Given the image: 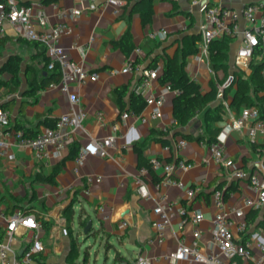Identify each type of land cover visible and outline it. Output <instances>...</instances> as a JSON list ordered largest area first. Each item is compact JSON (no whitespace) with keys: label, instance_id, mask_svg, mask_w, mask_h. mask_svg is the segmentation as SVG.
<instances>
[{"label":"crops","instance_id":"0c3cea01","mask_svg":"<svg viewBox=\"0 0 264 264\" xmlns=\"http://www.w3.org/2000/svg\"><path fill=\"white\" fill-rule=\"evenodd\" d=\"M34 1L37 0H20L23 4ZM138 1L141 0H127V4L118 11L113 4L105 0H96L94 9L90 7L91 0L58 1L60 8L82 10L78 18L70 21V30L61 37L59 44L70 59L89 71L99 73L96 81L73 83L67 91L61 85L52 86L53 82H47L35 95L26 94L29 88L28 79L33 76V73H27L29 65L34 72H38L34 76L38 80L41 77V83L53 74L45 66L48 55L43 49V44L18 36L11 26H8L6 34L0 37V67L11 55L16 54L22 58L20 85L16 91L10 88L12 74L8 71L0 73V80L3 81L0 84V105L5 104L11 111L13 127H16L18 121L28 129L29 135L44 130L69 112L72 106L71 94L77 95L78 107L83 108L86 113L81 126L72 130L68 145L62 153L55 154L54 148L49 147V157L42 160L34 150L11 142L7 153L13 157L7 156L0 160V208L8 213L19 208H32L38 219L43 220L40 236L47 247L43 253L47 264H77L71 258V254H76L72 252V239H78L79 234H83L81 221L88 222L90 219L93 220L96 236H100L102 241L106 240L107 249L114 247L111 243L114 240L127 250L128 255H125L116 248L115 256L119 253L124 258L123 261L130 263L138 255H144L150 258L151 264H169L156 258L176 249L181 240L190 243L193 239L192 224L180 226L182 217L177 213V209L182 205L204 213V220L199 227L202 234L201 244L208 249L212 221L218 212L213 198L216 189L224 190L227 206L237 209V212L231 214L236 236L253 238L255 251L258 240H264V225H259L264 220V205L251 208L245 203L246 197L254 199L257 196L249 178H237L231 168L216 164L209 148L197 140L188 139L187 145L176 153L174 150H167V145L155 139L154 130L170 129L171 145L168 146H173L180 138H185V134H195L203 124L201 116L198 115L187 125L173 128V100L176 96L174 92L165 94L159 118L150 119L151 107L146 105L141 112H136L142 114V117L131 115L117 131L113 130L112 125L118 122L121 112L129 107L127 103L126 108L121 110L115 100L114 89L128 86L130 93L142 79L141 71H121L127 61H132L143 69L152 68L151 63L163 68L165 57H172L176 53L181 56L185 37L196 34L199 35L198 51L186 57L185 69L201 85L203 92L210 90L212 83L218 85L219 90V86L237 70L234 66V55L240 44L239 36H235L236 40L231 44L227 71H214L210 67L209 58L203 56L200 59L202 14L194 0H153V19L146 25L142 23L140 9L133 10ZM210 1L212 4H222L235 9H241L250 2H264ZM45 12L50 25L60 21L59 9L52 4L45 5ZM241 24L245 25L243 19ZM129 25L134 47L130 53H126L116 42L123 37ZM162 31L166 32L165 37L159 34ZM137 48H141L142 52L138 54ZM244 72L250 74L251 70ZM44 76L46 79L42 80ZM162 85L159 78L154 80L149 92L159 94ZM234 92L235 86L226 98L228 102ZM220 102L221 99L217 98L209 105L214 107ZM261 105L264 107V101ZM245 106L248 105L243 103L238 110L230 108L222 119L215 122L220 128L217 138L220 136L224 139L226 156L235 162L237 168L249 175L264 177V135L258 134L252 139L247 129L238 131L227 128V124L239 117ZM99 111L103 112L104 124L97 117ZM106 137L111 138L107 154H89L83 163L77 166L75 157L80 147L93 139ZM136 145L142 148L141 154ZM153 157L167 160L182 158L191 162L192 166L188 170L179 171L176 175L186 184L198 188L195 197L189 201L185 190L173 184H166L157 190L154 182L162 179L163 173L160 169L150 172L148 177L153 197H140L134 183V175L138 172L141 162H149ZM58 165H61V171L56 176L57 183L53 184L46 180V176ZM89 175L101 176V180L88 183ZM229 187L231 189L226 196L225 192ZM161 193L168 195L166 208L171 209L173 216L166 241L150 242L156 233L153 221L158 216L154 213V207ZM71 202H74V208L80 210V213H75L68 224L65 212ZM100 206L103 211L99 209ZM241 216L243 220L238 219ZM122 220L128 222L126 227H121ZM241 222L247 223L246 232L237 231L236 227ZM4 226L5 223L0 226V242L4 240ZM63 226L67 230L65 233L61 231ZM53 229L58 230L55 237H52ZM20 233H23L22 230ZM75 234L77 237H74ZM24 245L21 237L15 247L21 251ZM78 253L80 254L79 251ZM112 264H115L114 259Z\"/></svg>","mask_w":264,"mask_h":264},{"label":"built area","instance_id":"2783aa9c","mask_svg":"<svg viewBox=\"0 0 264 264\" xmlns=\"http://www.w3.org/2000/svg\"><path fill=\"white\" fill-rule=\"evenodd\" d=\"M90 7L96 8V0H91ZM113 4L117 11L127 4V0H105ZM199 5L202 14L201 32L202 41L200 42V59L205 56L209 58L210 43L214 39L224 36L240 37V44L234 55L235 69L241 71L251 70L250 63L255 49L259 46L262 51L259 58L264 59V2H250L241 9H235L222 4H212L210 0H194ZM55 8L59 9L58 16L60 21L50 25L45 12V5L42 0H37L29 4H23L20 0H0V37L7 32L8 26H11L18 36L29 41L43 44L46 54L50 58L48 69L54 70L59 66L61 79L59 82L51 83L52 86L61 85L64 90H68L73 83L84 84L88 80L96 81L99 73L89 71L83 65L73 61L68 57L64 48L59 44L61 37L70 30V21L78 18L82 10L79 8H60L58 2H51ZM245 21L242 26L241 20ZM164 37L166 32H159ZM155 35V34H154ZM137 53L142 49L137 48ZM161 66L152 68H141L132 61H127L122 72L130 73L141 71L142 79L135 88L137 93L145 97L146 105L151 107L149 118L157 119L161 116V108L165 102V94L174 92L180 93L178 89H173L169 84H163L159 94L149 92L151 84L159 78ZM231 76L225 83L219 86L218 98L230 111L229 102L224 98V91L232 82ZM72 106L66 114L60 116L54 127H47L36 135L26 134L24 129L12 126L11 111L0 105V160L12 155H8V147L13 144L27 147L35 151L36 155L44 160L50 155L49 147L54 148L55 154L62 153L68 145L72 130L81 126L86 116L83 108L78 107L79 98L76 94L70 95ZM131 115L142 117V114L131 110H124L119 116L118 122L112 125L113 130L117 131L122 123H125ZM97 117L104 124L103 112H97ZM145 120V118H143ZM228 129L242 131L248 130L249 137L255 139L258 134L264 135V118H262L260 109L255 105L245 106L240 116L227 124ZM198 134H203L200 129ZM188 143V139L180 138L173 146H166L167 150L179 152ZM199 143L207 146L211 151L213 161L219 166L231 168L237 178H249L252 189L256 193V198H245V203L251 208H259L264 205V177L259 175H249L242 169L237 168L235 162L226 156V145L220 136L216 141L208 143L201 139ZM111 145V138L93 139L87 145L80 147L75 157V162L81 165L89 154L106 155L107 147ZM192 166L191 162L185 159L167 160L160 157H153L149 160V165H141L138 172L134 175V183L140 197L151 199L153 197L149 188L150 172L162 170V179L154 182L157 190H160L166 184H173L185 190L186 197L190 201L198 191L196 186L186 184L176 174L179 171L188 170ZM93 180L100 181L101 176L87 177V182ZM88 191V190H87ZM1 194V188H0ZM214 204L218 208L213 221L209 248L206 249L201 244L200 223L204 220V213L200 210H190L187 206H180L177 213L182 217L180 226L186 223L192 224L193 239L190 243L181 240L176 249L158 256L156 260H165L169 264H264V240H258L256 251L253 238H239L234 231V221L231 214L237 212L234 207H228L224 190L216 189L213 194ZM169 201L166 193H161L154 207V213L158 216L153 221L155 235L150 242L164 243L168 236V227L171 222L173 212L166 208ZM99 209L103 211V207ZM4 226V240L0 242V264H45L42 258L47 250L46 245L41 239L40 231L43 228V220L38 219L33 212H27L24 208H19L12 213L5 212L0 208V226ZM128 222L122 220L121 227H126ZM240 233L247 231V223H238L236 227ZM22 230L23 233H20ZM62 232H67L63 226ZM58 230H52V237H55ZM25 242L21 251L15 247L19 238ZM245 262V263H244ZM131 264H151L150 258L144 255H138L131 261Z\"/></svg>","mask_w":264,"mask_h":264},{"label":"trees","instance_id":"16d2710c","mask_svg":"<svg viewBox=\"0 0 264 264\" xmlns=\"http://www.w3.org/2000/svg\"><path fill=\"white\" fill-rule=\"evenodd\" d=\"M44 3L49 4L51 2H58L59 0H42ZM136 8L140 9L142 23L144 25L151 23L154 15V6L153 0H141L134 4L133 10ZM199 35L192 34L187 35L184 40L183 52L179 56L177 53L174 56H166L162 71L159 75V81L161 84H169L173 89H178L180 91L174 97L173 100V117L175 120L173 128H179L180 126L187 125L194 117L201 116L203 124L200 126V129L203 130V134H198V130L195 134H185L184 137L189 140L205 139L208 143L214 142L217 140L220 128L215 125V122L222 119L227 113V108L223 102L218 103L216 106L211 107L209 104L215 101L218 98V85L212 83L211 89L207 92H203L201 85L189 75L185 69L186 57L194 54L198 51L197 40ZM236 40L233 36H224L222 38L214 39L210 43L209 51V61L210 67L214 71L223 69L227 71L229 67V58H230V47L231 44ZM38 43V42H37ZM121 48L126 52L130 53L134 47L133 38L130 30V25L123 37L116 42ZM41 45V43H39ZM45 51V48L43 46ZM262 51V47L259 46L255 49L253 54L252 61L250 63L251 73L246 74L244 71L235 70L233 73V79L229 86L225 88L224 98H228L231 90L235 86V92L232 95L229 101V107L231 109L238 110L239 107L246 103L247 105L257 106L261 113L262 118H264V107L261 105V102L264 101V59L259 58ZM46 52V51H45ZM50 58H46L45 66L48 68ZM140 60V59H139ZM138 60V61H139ZM22 58L19 55H11L7 61L0 67V73L3 71H8L12 74L10 88L13 91L18 89L20 85L19 73L21 69ZM156 64L151 63L150 67H154ZM156 67V66H155ZM32 66L27 67V73H33L32 77H29V88L26 90V94L35 95L38 91L44 87L47 82H59L61 79V72L59 66H56L54 70H51L53 74L48 80H45L46 77H41L38 80L34 76L38 72H34ZM33 71V72H32ZM3 81L0 80V84ZM10 84V83H9ZM115 100L120 106L121 110H124L129 105L127 110L141 112L146 107L145 97L137 93L135 90H132L129 93V87L124 86L114 89ZM5 107V104L3 105ZM56 123V121H55ZM54 124H51L49 127H54ZM16 128L24 129L26 134H28V129L21 125L17 121ZM170 129L166 130H154L153 133L156 135L157 140L161 141L164 145H171L169 134ZM37 134V133H36ZM35 134V135H36ZM29 135V134H28ZM32 136V135H31ZM254 146H256L254 144ZM136 148L139 150V154L142 152V148L136 145ZM149 165V162L143 161L139 164ZM61 171V165L55 166L53 172L46 176V180L56 184V176ZM233 187V186H231ZM231 188H227L225 195H228V191ZM74 203V202H73ZM25 210L27 212H32L33 209L29 208ZM68 224L75 215V210L73 205L66 208ZM83 228L87 225V221H81ZM264 225V220L259 223V225ZM72 252L79 254L77 249V239H72ZM71 254L73 260L78 258V255ZM42 258H45L42 255ZM123 257L117 253L114 258V263L118 264L123 261ZM45 264L46 261H45Z\"/></svg>","mask_w":264,"mask_h":264},{"label":"rangeland","instance_id":"374dc122","mask_svg":"<svg viewBox=\"0 0 264 264\" xmlns=\"http://www.w3.org/2000/svg\"><path fill=\"white\" fill-rule=\"evenodd\" d=\"M75 211L76 215L80 213V210H76V208ZM238 219L243 220V217H238ZM74 237H77V235L75 234ZM78 237L77 249L80 254H76L78 258L74 260L77 264H112L116 248L120 249L125 255H128L127 250L123 249L117 241H111L115 248L107 249L106 240L102 241L101 237L95 236L94 233L89 237H86L84 233L79 234ZM128 250H130V247H128Z\"/></svg>","mask_w":264,"mask_h":264},{"label":"water","instance_id":"95a60500","mask_svg":"<svg viewBox=\"0 0 264 264\" xmlns=\"http://www.w3.org/2000/svg\"><path fill=\"white\" fill-rule=\"evenodd\" d=\"M73 205V209L75 210L74 208V203L71 202L70 204H68L67 207H71ZM76 213V211H75ZM94 226H93V220L90 219L88 222H87V225L85 226V228L83 229V233L86 237H89L91 235H94L96 236V232L94 231ZM118 264H131V262L129 263L128 261H122L121 263H118Z\"/></svg>","mask_w":264,"mask_h":264}]
</instances>
